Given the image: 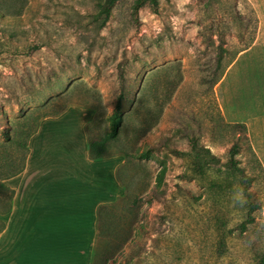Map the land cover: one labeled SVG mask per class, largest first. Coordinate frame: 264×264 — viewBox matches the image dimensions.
<instances>
[{
  "label": "rangeland",
  "instance_id": "obj_1",
  "mask_svg": "<svg viewBox=\"0 0 264 264\" xmlns=\"http://www.w3.org/2000/svg\"><path fill=\"white\" fill-rule=\"evenodd\" d=\"M136 1L118 0L101 25L99 0H0V185L23 162L32 113L75 103L47 122L97 117L96 136L112 129L122 93L111 152L147 156L124 154L120 175L138 202L130 216L115 210L106 264H260L264 0ZM194 143L220 161L200 173L187 153ZM235 143L245 178L226 165ZM236 188L243 202L232 199ZM6 195L0 187V211ZM127 217L135 237L117 248Z\"/></svg>",
  "mask_w": 264,
  "mask_h": 264
},
{
  "label": "crops",
  "instance_id": "obj_2",
  "mask_svg": "<svg viewBox=\"0 0 264 264\" xmlns=\"http://www.w3.org/2000/svg\"><path fill=\"white\" fill-rule=\"evenodd\" d=\"M50 117L29 140L24 169L3 180L15 193L11 209L0 211V264H92L99 207L123 209L124 154L92 158L86 123H49ZM103 220L107 234V211Z\"/></svg>",
  "mask_w": 264,
  "mask_h": 264
},
{
  "label": "trees",
  "instance_id": "obj_3",
  "mask_svg": "<svg viewBox=\"0 0 264 264\" xmlns=\"http://www.w3.org/2000/svg\"><path fill=\"white\" fill-rule=\"evenodd\" d=\"M118 2V0H99V9L96 13H94L92 16L94 18V21L97 22L98 20H101V25H105V23L109 20L110 16H111V12L115 6V4ZM145 3H149L151 6H153L154 8H156L159 4V0H137L136 1V9H138V7L142 4ZM125 82L123 81V86H124ZM75 105V103H68L66 104V106L62 109L56 110V111H45V112H39L37 111L36 114L32 113L33 116H31L33 119V125H31V127L29 128V130L27 131V137H26V141L23 143V146L25 148V153L23 156V162L20 165L19 168H17L16 170L10 172L7 175H4L2 178H8L12 175H15L17 173H19L20 171H22L25 167V160L29 151V140L31 139V137L38 131L39 126H40V122L42 121V119L49 117V116H58L60 114H62L64 111H66L70 106ZM123 107H124V99H123V94H119L118 97L115 100V105L114 108L112 110V112L109 114L108 119L111 121V126L112 129L109 132L106 133H101L98 134L96 136H92L90 134L89 139H88V145H89V151H90V156L92 158H102V157H106L112 154L111 152V146H112V142L114 139H116L119 135V131L120 128L124 125L125 122V116L123 113ZM101 123V119L99 118H94L91 121H89L86 124V129L88 131L89 134V130L91 128V126H93L94 124H99ZM242 126V125H241ZM244 127V126H243ZM11 136L8 134V138H10ZM192 151L193 152H187V153H193L192 157H193V165L195 166V168L200 172L203 173V171L207 168H211L212 163L218 162L220 161V158L215 155L210 148H207L203 145H199L197 143H194L192 146ZM179 152V151H178ZM240 152V148L237 145V143H235L232 147L231 153H230V159L226 162V165L228 167V169L231 170V172H233L235 175L237 176H242L243 178L247 177L244 169L240 166H238L236 164V155ZM185 153V152H183ZM124 154L126 156H132V155H138L141 157H146L147 153L145 152H137L136 150L133 151H126L124 152ZM118 176L121 179V175H120V171L118 172ZM1 189H2V195H6V200H7V207L6 210L9 211L12 207V200H13V196L15 191L9 187H7L4 184L0 185ZM130 197H132L129 193V191L126 193L125 197L122 199L123 202V209L124 210H128V216H130L131 211L133 209V207L137 204L138 202V196H135L132 199V203L130 202L131 199ZM116 203L113 204H108V205H101L99 207V220H100V239L98 240L97 246H96V250L94 253V257H93V262L92 264H106V261L108 260L109 257V250L108 248L106 249L103 246V237L107 234H105V227L106 224L103 220L102 223V216L103 214L106 213L109 216V223L107 226V231H109L113 226L118 225V223H120L121 218H119L118 220L116 219V213L114 210H111L113 208L116 207ZM126 224L129 225V230L126 236L122 237L119 234V239L116 242V247H125L126 245H128L129 243H131L132 240H134V235L135 233L133 232V229L135 227V220L132 218L127 217V222L125 221ZM5 227V222L4 220H2L0 218V232L4 229ZM107 257V258H106ZM259 261L260 264H264V253H262L259 256Z\"/></svg>",
  "mask_w": 264,
  "mask_h": 264
},
{
  "label": "clouds",
  "instance_id": "obj_4",
  "mask_svg": "<svg viewBox=\"0 0 264 264\" xmlns=\"http://www.w3.org/2000/svg\"><path fill=\"white\" fill-rule=\"evenodd\" d=\"M232 199L235 202H243V190L239 188L234 189L232 192Z\"/></svg>",
  "mask_w": 264,
  "mask_h": 264
}]
</instances>
